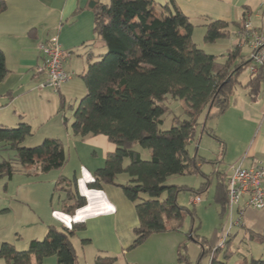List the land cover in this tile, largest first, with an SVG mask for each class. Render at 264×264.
Returning a JSON list of instances; mask_svg holds the SVG:
<instances>
[{"label":"trees","instance_id":"trees-1","mask_svg":"<svg viewBox=\"0 0 264 264\" xmlns=\"http://www.w3.org/2000/svg\"><path fill=\"white\" fill-rule=\"evenodd\" d=\"M169 3L88 1L87 7L94 15L91 46L98 41L104 51L96 54L93 61L89 60L87 69L79 76L86 93L80 99L72 121L69 123V119L63 117V123L73 137L82 140L103 135L115 146L114 152L107 155L104 167L94 172L87 186L91 189L103 185L118 187L134 204L138 225L132 230L134 241L130 249L141 245L153 234L177 231L182 226L187 211L176 200L180 187L165 185L171 176L200 175L204 181L198 190H193L196 193L193 197L206 192L214 177L217 183L213 199L220 205L221 213H225V172L203 173L201 166L207 160L197 154L190 155L187 146L195 139L196 128L200 125L197 118L204 108L206 120L219 118L229 107L237 87L247 90L246 94L254 101L263 82L261 74L248 76L246 73V80L239 81L247 65V60H238L240 48L225 54L224 59L198 49L192 41L194 23L174 6L172 0ZM5 9V2L0 0V13ZM204 22V42L215 43L229 37L228 24ZM9 73L5 54L0 49V83ZM168 97L184 101L189 119L162 131L159 126L169 110ZM34 132L27 123L13 128L0 124V148L10 149L14 154L12 158L0 160V180H10L30 170L48 173L65 165L66 156L58 140H46L31 148L22 146ZM207 133L219 143L224 155V143L211 131ZM136 146L150 152L148 160L141 159ZM125 160H128L127 164ZM208 162L216 163V160ZM121 176L127 178L123 183L118 181ZM56 192L65 194L62 207L68 215L86 204L73 180H59ZM189 214L193 218V213ZM82 228L83 223L61 229L49 227L42 240H32L24 251L3 244L0 258L7 264H38L49 257H55L58 264H78L71 238ZM229 241L224 258L228 254ZM197 243L201 247L200 258L208 252L211 255V247L203 248L206 245L204 239H197ZM218 253L210 258V264H225L218 260ZM178 259L187 262L185 244L178 248ZM115 261V257L101 254L94 264H113ZM238 264H247V261L243 259ZM248 264H264V257L250 260Z\"/></svg>","mask_w":264,"mask_h":264},{"label":"crops","instance_id":"crops-1","mask_svg":"<svg viewBox=\"0 0 264 264\" xmlns=\"http://www.w3.org/2000/svg\"><path fill=\"white\" fill-rule=\"evenodd\" d=\"M2 1L6 9L0 13V49L5 54L10 73L0 83V124L16 127L27 123L34 128V134L23 141V147H36L46 140L60 141L66 163L60 170L48 173L30 170L10 180H0V248L10 244L15 250L24 251L32 240H42L49 227L61 229L83 223V228L71 238L78 264H94L101 254L115 257L113 264H199L200 254L192 258L188 252L187 262L179 261L180 244L187 246L180 229L153 234L141 245L130 249L134 241L132 230L138 225L134 204L118 187L103 185L91 189L87 186L94 172L104 167L107 155L114 152L115 146L103 135L82 140L73 137L63 123L64 113L59 111L56 99L60 102L71 99L74 91L82 90V80L73 79L74 76L82 74L89 60L93 61L96 54L104 51L98 41L91 46L94 15L87 7L89 0ZM154 1L164 5L170 0ZM172 2L194 23L192 38L196 29L205 33L204 21L228 24L231 32L228 41L220 39L209 44L223 45L226 54L246 45L240 43L238 35L246 17L264 37V0ZM169 6L172 5L169 3ZM52 35L58 37L61 47L70 55L64 69L72 74L55 94H50L51 89L41 87L47 75L38 71L42 66L39 46ZM90 53L93 55L88 58ZM83 92L86 93V89ZM242 93L235 92L230 98L229 107L219 117L224 120L223 128L216 136L224 143L223 157L228 163L233 165L244 158L243 166L251 167L264 162V81L256 100L249 98L247 90L243 89ZM61 179L75 181L79 194L86 199V204L73 215L63 211L65 194L56 192L57 182ZM126 180L125 176L118 179L120 183ZM249 254L250 260L263 258L264 245L251 249ZM0 264L7 263L0 258ZM38 264L58 263L55 257H49Z\"/></svg>","mask_w":264,"mask_h":264},{"label":"rangeland","instance_id":"rangeland-1","mask_svg":"<svg viewBox=\"0 0 264 264\" xmlns=\"http://www.w3.org/2000/svg\"><path fill=\"white\" fill-rule=\"evenodd\" d=\"M203 36L204 30L203 32L199 33L198 29H196L194 37L192 38L196 43V47L203 51L205 49V52L207 54L212 53L218 56L220 59H224L226 54V51L224 50L225 47L220 44H217L215 46L209 45L210 43L204 42ZM228 39L229 38H225L221 41L226 42L228 41ZM249 52L250 49L248 45H242L240 50L241 56L238 58V60H241L242 57L246 59V57L249 55ZM85 66L86 65H84V67ZM79 76L80 74H76L73 79L78 80L79 78L81 80ZM245 80L246 74L245 72H242L239 76V81L244 82ZM84 90L85 87L83 86L82 90L74 91L71 99L64 100L62 102H60L59 99H56L58 102L57 104H59V111H62L64 113L65 118L71 119L70 121H72L73 113L77 108L80 99L84 97ZM49 92H51L50 94L58 93V91ZM242 92L243 89L237 87L236 94L239 95ZM167 105L169 107V110L163 117L162 124L159 126L160 130L162 131L170 129L172 126L176 125L177 122L189 119V115L187 113L188 108L184 101L168 97ZM206 112V108H204L202 113L198 116L197 122L200 125L197 126L195 139L191 141L187 146V150L189 151L190 155L197 154L198 156L207 160L206 163L201 166V171L203 173L210 175L215 170H218L221 172H225V174H228L230 171L229 168L232 164L228 163L227 160L224 159L219 147V143L207 133V131H211L213 134L219 135V130L223 128L224 120L222 118L206 120ZM203 124L205 128L204 130ZM33 130L35 129L33 128ZM135 150L140 153L141 159H149L150 152L148 150L141 149L137 146L135 147ZM12 152L13 151H11L10 149H6L0 152V160L11 158L13 155L11 154ZM215 160L216 163L208 162ZM127 163L128 160H125V164ZM203 181L204 179L200 175L195 174L171 176L165 181V185H173L180 187L181 189L176 196V200L180 206L184 207L187 213L183 224L180 227V231H182L185 236L187 243V252L192 258H196V256L201 253V247L200 244L197 243V239L205 240L206 245H203L204 249H210V247L214 248L217 246L222 227L227 224L226 214L221 213L220 205L217 204L213 199L214 188L217 183L214 177L211 178V182L208 186L207 191L198 195L201 198V202L196 205L192 204L191 200L193 196L196 195L193 190H198ZM1 184L2 183H0V185ZM164 197L165 195H162V198ZM189 212L193 213V218L191 217ZM237 220L238 217L237 213L235 212L232 222L235 223L237 222ZM191 228L192 232L190 231ZM229 234L230 235L228 240L230 241L229 245L227 246V257H223L225 251L224 248L223 250L219 251L217 255L218 260L225 262V264H237L239 261H243V259L245 258L248 264L250 262L249 252L251 253V249L264 245V209L258 210L245 208L242 214V218L239 220V224L233 226ZM191 237L192 239H190ZM211 257L212 256L208 252L205 257L198 259L199 264H209Z\"/></svg>","mask_w":264,"mask_h":264},{"label":"built area","instance_id":"built-area-1","mask_svg":"<svg viewBox=\"0 0 264 264\" xmlns=\"http://www.w3.org/2000/svg\"><path fill=\"white\" fill-rule=\"evenodd\" d=\"M240 43L248 45L250 52L245 68L248 76L261 74L264 81V37L251 24L246 17L238 32ZM42 55V66L38 71L45 72L47 79L41 84L42 88L58 91L72 77V74L64 69V64L69 54L61 47L56 35L50 36L46 42L39 46ZM244 158L230 166V171L225 178L226 191V225L220 231L217 246L212 248L211 256L215 252L223 250L229 238L230 230L239 224L245 208L264 209V162H257L251 167L243 166ZM193 205L201 202L199 196L191 200ZM238 220L233 223L234 213Z\"/></svg>","mask_w":264,"mask_h":264},{"label":"bare ground","instance_id":"bare-ground-1","mask_svg":"<svg viewBox=\"0 0 264 264\" xmlns=\"http://www.w3.org/2000/svg\"><path fill=\"white\" fill-rule=\"evenodd\" d=\"M59 90H60V89H59ZM59 90H58V91H59Z\"/></svg>","mask_w":264,"mask_h":264}]
</instances>
